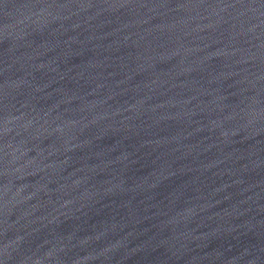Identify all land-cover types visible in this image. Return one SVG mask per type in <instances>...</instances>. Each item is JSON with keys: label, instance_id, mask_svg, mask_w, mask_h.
Listing matches in <instances>:
<instances>
[{"label": "water", "instance_id": "water-1", "mask_svg": "<svg viewBox=\"0 0 264 264\" xmlns=\"http://www.w3.org/2000/svg\"><path fill=\"white\" fill-rule=\"evenodd\" d=\"M0 264H264V0H0Z\"/></svg>", "mask_w": 264, "mask_h": 264}]
</instances>
